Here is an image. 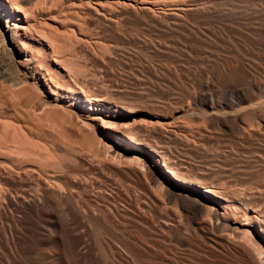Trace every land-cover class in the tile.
Segmentation results:
<instances>
[{"label": "bare ground", "instance_id": "bare-ground-1", "mask_svg": "<svg viewBox=\"0 0 264 264\" xmlns=\"http://www.w3.org/2000/svg\"><path fill=\"white\" fill-rule=\"evenodd\" d=\"M55 1L0 0V264H264V0ZM123 15L224 67L177 65L166 102L90 91L64 42L86 43L92 20L119 32ZM156 35L151 52L176 48Z\"/></svg>", "mask_w": 264, "mask_h": 264}, {"label": "rangeland", "instance_id": "rangeland-1", "mask_svg": "<svg viewBox=\"0 0 264 264\" xmlns=\"http://www.w3.org/2000/svg\"><path fill=\"white\" fill-rule=\"evenodd\" d=\"M55 1V0H54ZM58 1H60L59 2V4H61L60 6L63 8L67 3L69 4H72V2H75L76 3V5H79V0H58ZM58 1H57V5H58ZM69 1V2H68ZM56 2V1H55ZM63 3V4H62ZM67 4V6H69ZM81 4V3H80ZM55 5V4H54ZM54 5H52V7L54 6ZM75 5V4H74ZM82 5V4H81ZM80 5V6H81ZM59 6V5H58ZM57 6V7H58ZM59 6V7H60ZM79 6V7H80ZM54 7H56V5L54 6ZM56 7V8H57ZM59 7L57 8V9H59ZM82 7H84L83 5L80 7V8H82ZM61 9V8H60ZM128 17V18H127ZM37 18H39V16H37ZM124 20H125V22H122L123 24H125V25H121L120 26V29L122 30V28L124 29V27H125V30H123V31H125V32H122L121 30V33H120V31L119 32H114L112 29H111V27L109 28V26L107 27V25H104L103 26V24L101 23V22H99V21H96V23H95V21L94 20H92L91 21V23L90 24H88L89 26H87V25H85L84 27H82V29H81V31L82 30H84V35L86 36V32H87V42L85 43L84 41L83 42H81V40L79 41V39H77V38H75V37H73V39H72V35H71V33H69V35H68V37H67V39H69V41H70V43H69V41H67V39L65 40V42H64V45H65V43H66V46H62V47H60V49L62 48V49H64L65 47H66V49H64L63 51V54L64 55H67L66 57H69V59H68V61L69 62H71V64L69 63V65H72L70 68H71V71H73V73L74 74H76V75H74V76H76L79 80H81L82 82L84 81V83H87L88 84V86L90 87V89H92V90H90V91H92L93 92V90H94V92H96V90L97 89H99V87H101V88H103L102 90H104V91H108V94H110L109 96H112V97H115L116 99H118V97L121 99H123V97L125 96V95H123V93H127V94H130V96L129 95H127V96H129V97H132V96H134L135 97V99L137 98V99H139V101H144V102H157V103H160V102H166V101H168V99L169 100H171L173 97H174V95L177 97L178 95H180L181 96V93H182V91H179V90H181V86H180V80L178 79V76L179 75H177L178 73L177 72H182L180 69H179V66H177V65H180L181 63H184L185 65H187V66H195V67H193L192 68V72H195V71H197V70H199V69H202V67H203V69L204 68H206L207 66H210L211 65V63L213 64L212 66H217L218 68L220 67V68H222V67H224V65L225 64H222V63H225L224 62V60H222V58H223V55L222 54H224V53H222V54H215L213 57L214 58H212V60H210L209 59V61H207V60H205L204 61V59L203 60H201V59H199V60H197V58H196V56H195V54H193V53H191V52H187V51H183L182 49L180 50L179 48H180V41H181V39H182V36H178V38H181L180 39V41H179V39L178 38H176V36L177 35H171V34H166V32L165 31H161V30H159L158 28L156 29L155 27H148V26H146V25H143V26H141L142 24H139L138 23V18H135V17H133V16H129V15H126L125 17H124V15H123V17H122ZM132 18H134V19H132ZM129 19V20H128ZM127 20V21H126ZM134 22L136 23H138V25H139V27H138V25H137V23H136V25H134ZM92 23H95V24H92ZM100 23V24H99ZM132 23V24H131ZM126 25H128V27L126 26ZM131 25V27H129ZM88 28H87V27ZM102 26V27H101ZM141 26V27H140ZM92 27H93V29H92ZM84 28V29H83ZM100 28H102V29H100ZM138 28H140V29H142V30H140V29H138ZM144 28V29H143ZM149 28V29H148ZM105 29H107V30H105ZM136 29V30H135ZM147 29V30H146ZM151 29V30H150ZM105 30V31H104ZM110 30V31H109ZM104 31V33H102ZM130 31H132V32H130ZM140 31V32H139ZM156 31H158V32H156ZM112 32V33H111ZM144 32H147V33H144ZM151 32V33H150ZM97 33V34H96ZM114 33V34H113ZM118 33H120V34H118ZM143 33H144V35L145 36H148L149 38L151 37L150 35L152 34V36H157L156 34L157 33H159V35H160V38H161V40L162 41H164L165 40V42L167 41L168 43H165V44H167V45H169L170 46V44H173V45H175V49L174 48H172L171 50H169V49H165V50H167V52L166 51H162V52H151L150 50H149V48L147 47V43H148V41H147V39L146 38H148V37H145L144 36V38H143ZM149 33V34H148ZM154 33V34H153ZM156 33V34H155ZM164 33V34H163ZM94 34V35H93ZM102 35L103 34V36H100V35ZM113 34V35H112ZM132 34V35H131ZM135 34L136 35H139L140 34V36L137 38V36H135ZM71 35V36H70ZM97 35H99L98 36V38H100V37H104L105 38V36H106V40L107 41H109V42H111L112 40H114L115 38H116V35L118 36V40H119V46L121 47V48H119V50L120 49H122V46H124V44H125V46H124V48L122 49V50H118V51H111V50H108L109 49V42H106V43H108V44H106L105 43V47H107V45H109L108 46V48H106L105 49V47L102 45V44H100V45H98V46H96L95 45V43L92 41L93 39H96L97 38ZM111 35V36H110ZM74 36V35H73ZM93 36H95L94 38L91 37ZM134 36V37H133ZM71 37V38H70ZM110 38V39H108V38ZM143 38L146 42H144V41H142L140 38ZM173 37V38H172ZM174 37H175V40L178 42H176L175 40H174ZM126 38V39H125ZM166 38H168L167 40H166ZM112 39V40H111ZM128 39H130V40H128ZM140 39V40H139ZM121 41V42H120ZM131 41V42H130ZM171 42V43H170ZM139 43V44H138ZM58 44V43H57ZM60 44H63L62 42L61 43H59L58 45H60ZM2 45L3 44H0V48H1V50H0V52L2 51V49L4 50V47H2ZM57 45V46H58ZM4 46V45H3ZM56 46V45H55ZM133 46H135V48L133 47ZM68 47V48H67ZM99 47H101V48H99ZM104 47V48H103ZM132 47V48H131ZM143 47V48H142ZM103 48V50H100V49H102ZM126 48V49H125ZM148 48V49H147ZM59 52H61L62 53V49L60 50L59 48H56ZM91 49V50H90ZM106 51H105V50ZM127 49H129V50H127ZM130 49H131V52H130ZM134 49V50H133ZM135 49H136V51H135ZM144 50V52H143V50ZM108 50V51H107ZM128 52H127V51ZM174 50V51H173ZM104 51V52H103ZM146 51V52H145ZM148 51V52H147ZM169 51H171V52H169ZM3 52V51H2ZM103 52V53H102ZM106 52V53H105ZM109 52V53H108ZM121 52V53H120ZM131 54H130V53ZM139 52V53H138ZM143 52V53H142ZM164 52V53H163ZM113 55H112V54ZM120 53V54H119ZM148 53V54H147ZM150 53V54H149ZM178 53V54H177ZM179 53H180V55H179ZM183 53V54H182ZM191 55H190V54ZM135 54V55H134ZM167 54V55H166ZM1 55H2V57H1ZM3 55H4V52L3 53H0V60L1 59H3L4 57H3ZM63 55V56H64ZM149 55V56H148ZM163 55V56H162ZM177 55V56H176ZM178 55H179V57H178ZM185 55V56H184ZM217 55V56H216ZM219 55H221V56H219ZM151 56V57H150ZM152 56H153V58L154 59H156V60H153V58H152ZM190 56H192V57H190ZM65 57V56H64ZM70 57H71V59H70ZM99 57V58H98ZM147 57V58H146ZM171 57V58H170ZM180 57H184V58H180ZM186 57H188V59L186 58ZM190 57V58H189ZM194 57V58H193ZM144 58H146V59H144ZM150 58V59H149ZM165 58V59H164ZM221 58V60H219ZM74 59V60H73ZM102 59V60H101ZM159 59V60H158ZM170 60L171 61V63H170V61H168V60ZM175 59V60H174ZM181 59V60H180ZM214 59H215V61H214ZM147 60H149L150 62H151V60L153 61V62H151V63H149V61L147 62ZM172 60H173V62L174 63H172ZM187 60H189V62L187 61ZM217 60L218 61H220V62H222V63H220V64H217L216 62H217ZM73 61V62H72ZM164 63V64H167V65H169V68H167L164 64H162V62ZM195 61V62H194ZM199 61H201L200 63H202L203 61V63H202V65L201 64H199ZM214 61V62H213ZM144 62V63H143ZM157 62H159V64L157 63ZM179 64H178V63ZM186 62V63H185ZM192 62V63H191ZM232 62H234V61H232ZM231 62V63H232ZM169 63V64H168ZM177 63V64H176ZM198 63V64H197ZM204 63H206L205 65H204ZM214 63H216V64H214ZM0 64H1V62H0ZM103 64V65H102ZM143 64V65H142ZM158 64V65H157ZM171 64V65H170ZM172 64H173V66H172ZM184 64H182L183 66H185ZM193 64V65H192ZM196 64H197V66H196ZM208 64H210V65H208ZM236 63H233V65H235ZM154 65V66H153ZM204 65V66H203ZM218 65H220V66H218ZM221 65H222V67H221ZM105 66V67H104ZM170 66H171V68H170ZM79 67V68H78ZM156 67V69H153V68H155ZM188 67V68H189ZM198 67V68H197ZM160 68V69H159ZM178 68V69H177ZM196 68V69H195ZM172 69V71L174 72H172V71H170ZM175 69H177L176 71H175ZM191 69V67L189 68V70ZM77 70V71H76ZM150 70V71H149ZM169 70V71H168ZM75 71V72H74ZM72 73V72H71ZM72 73V74H73ZM158 73V74H157ZM81 74H82V76H81ZM180 74V73H179ZM207 74V73H206ZM204 75V77H205V79H210L211 78V75H210V73H208V75ZM173 75V76H172ZM210 75V78L208 77ZM80 76V77H79ZM148 76H150V78L148 77ZM160 76V77H159ZM176 76V77H175ZM206 76H207V78H206ZM163 77V78H162ZM165 77H167V78H165ZM85 78V79H84ZM154 78V79H153ZM162 78V79H161ZM170 78V79H169ZM175 78V79H174ZM169 79V80H168ZM175 81H177V82H175ZM152 80V81H151ZM156 80V81H155ZM172 80V81H171ZM116 81V82H115ZM158 81V82H157ZM165 81V82H164ZM99 82V83H98ZM151 82V83H150ZM157 82V83H156ZM162 82V83H161ZM179 83V84H178ZM152 84H154V85H152ZM177 84V85H176ZM9 84H7V89H8V86ZM149 85V86H148ZM165 85V86H164ZM173 85V86H172ZM160 86V87H159ZM172 86V87H171ZM179 86H180V88H179ZM163 87V88H162ZM11 89L9 90L10 91V93L12 94V92L11 91H13V88L14 87H10ZM100 88V89H101ZM166 88V89H165ZM170 89V91H169V89ZM116 89V90H115ZM119 89H121L122 91H119ZM159 89V90H158ZM168 89V90H167ZM172 89V90H171ZM175 89V90H174ZM178 91H177V90ZM125 90V91H124ZM168 91V92H166V91ZM8 91V92H9ZM118 91V92H117ZM136 91V92H135ZM139 92V94H138V92ZM140 91H142L143 93H140ZM173 93H172V92ZM27 92V91H26ZM32 92V91H31ZM130 92V93H129ZM133 92H134V94H133ZM144 92H145V94H144ZM151 92V93H150ZM178 92V93H177ZM180 92V93H179ZM28 93H29V91H28ZM137 93V94H136ZM149 93V94H148ZM132 94V95H131ZM142 94V95H141ZM148 94V95H147ZM31 95V94H30ZM136 95H138V97H136ZM150 95V96H149ZM173 95V96H172ZM12 96H14L15 97V94H13ZM24 96V95H23ZM23 96H21V97H23ZM126 96V97H127ZM139 96L141 97V98H139ZM149 96V97H148ZM154 96V97H153ZM166 98H165V97ZM172 97V98H169V97ZM11 97V96H10ZM29 97H32V96H29ZM28 97V98H29ZM125 97V98H126ZM134 97H132V98H134ZM145 97V98H144ZM16 100L18 99L19 100V97H17V95H16ZM24 98H26V95L23 97V101H25V100H27V99H24ZM152 98V99H151ZM154 98V99H153ZM163 98H164V101H163ZM175 98V97H174ZM173 98V99H174ZM21 100L20 101H22V98H20ZM146 99L148 100V101H146ZM150 99H151V101H150ZM162 100V101H158V100ZM11 100H13V98L11 99ZM15 100V99H14ZM119 100V99H118ZM157 100V101H156ZM22 101V102H23ZM21 102V103H22ZM28 102H29V100H28ZM28 102H25L26 103V105H27V103ZM24 103V102H23ZM22 103V104H23ZM27 108V106L25 107V105L23 104L22 105V109L23 110H27V109H24V108ZM30 108V103H29V107H28V109ZM35 113H37V112H35ZM33 115H31V117H34V113H32ZM39 114L37 113V115L35 116L36 118H37V116H38ZM49 118V117H48ZM44 121H46L47 120V123H48V125H47V128L49 129V130H52V131H55V132H59L61 129L62 130H66V129H63V127L61 128V129H59V130H57L59 127H58V125H60L59 123V121H58V124H57V122H56V124H53V122L52 121H50L51 120V118L50 119H43ZM48 120H49V122H48ZM53 120V119H52ZM55 120V119H54ZM56 121V120H55ZM54 121V122H55ZM70 122H73V120H71ZM44 123H46V122H44ZM68 124H70L69 123V121L67 122ZM67 123H63V126H64V124H67ZM77 125H78V123L77 122H75ZM67 124V125H68ZM54 125V126H53ZM67 125H65L64 127L65 128H69L70 127V129H72L71 127V125H73V127H75L76 128V126H74L75 124H70V126L68 127ZM78 127V126H77ZM53 128H54V130H53ZM78 128H81V129H78V131H77V129H75L76 130V132H75V130H73L72 131V134H74L73 132H75V133H77V135H79L80 133H83V132H81V131H83V130H85V131H88V134L89 133H91V132H89V128H85V127H80V125H79V127ZM83 128H85V129H83ZM83 129V130H82ZM57 130V131H56ZM61 130V131H62ZM69 130V129H68ZM68 130H66V132L68 133ZM80 130V131H79ZM91 131V130H90ZM71 132V130L69 131V133ZM78 132H79V134H78ZM86 133V132H85ZM142 134V133H141ZM76 135V134H75ZM143 135V134H142ZM54 139V140H53ZM53 139H51L50 138V140L52 141V142H54V143H56V144H58L59 143V145H60V143L62 144L63 142H62V140H60V138H53ZM171 144H173V143H171ZM170 144V146H172L171 147V149L173 148L174 150H173V153H174V155L177 157V159L176 158H172V160H178V158L180 159L179 161H181V160H186L187 159V161H192V162H194V163H196V162H199V157H196L194 154H192V151L191 150H189V148H187V147H184L182 144H179V143H176V145L175 144H173V145H171ZM64 144H62V146H63ZM182 145V146H181ZM174 146V147H173ZM176 148V149H175ZM185 148H187L186 150H185ZM191 152V153H190ZM211 154H213V152L211 151ZM189 159V160H188ZM196 160H198V161H196ZM196 161V162H195ZM152 163V162H151Z\"/></svg>", "mask_w": 264, "mask_h": 264}]
</instances>
